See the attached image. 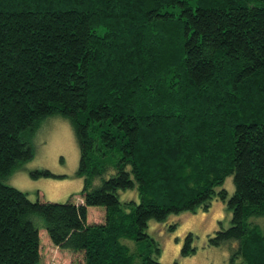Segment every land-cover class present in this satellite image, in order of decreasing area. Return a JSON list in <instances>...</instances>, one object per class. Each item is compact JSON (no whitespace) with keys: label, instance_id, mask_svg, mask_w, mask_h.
Here are the masks:
<instances>
[{"label":"trees","instance_id":"obj_1","mask_svg":"<svg viewBox=\"0 0 264 264\" xmlns=\"http://www.w3.org/2000/svg\"><path fill=\"white\" fill-rule=\"evenodd\" d=\"M56 111L79 146V200L2 179ZM212 194L230 216L208 240L234 238L228 264H264V0H0V264H43L41 226L83 264H164L148 215Z\"/></svg>","mask_w":264,"mask_h":264},{"label":"rangeland","instance_id":"obj_2","mask_svg":"<svg viewBox=\"0 0 264 264\" xmlns=\"http://www.w3.org/2000/svg\"><path fill=\"white\" fill-rule=\"evenodd\" d=\"M30 137L33 153L17 162L2 179L18 185L31 198L81 199L83 174L77 168L79 146L69 117L58 111L45 113L35 124ZM37 167H47L51 171L34 172ZM220 183L228 193L233 185L231 174H224ZM118 196L122 200L126 197L136 199L137 188L134 185L118 186ZM86 211L88 220H100L104 216L100 203H88ZM229 216L224 200L212 194L206 206L194 204L189 208L169 210L160 218L148 215L146 229L156 240V256L164 264H228L234 238L223 237L212 242L207 235L218 223L225 225ZM187 230L193 246L189 251L180 252L179 246ZM39 234L43 264H83L80 249L54 243L44 226L40 227Z\"/></svg>","mask_w":264,"mask_h":264}]
</instances>
